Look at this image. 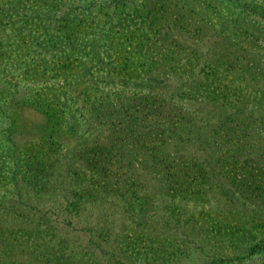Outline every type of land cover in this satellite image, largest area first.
<instances>
[{
  "label": "rangeland",
  "instance_id": "374dc122",
  "mask_svg": "<svg viewBox=\"0 0 264 264\" xmlns=\"http://www.w3.org/2000/svg\"><path fill=\"white\" fill-rule=\"evenodd\" d=\"M133 91L198 114L229 92L247 139L184 156L185 190L137 163L114 184L87 112ZM0 264H264V0H0Z\"/></svg>",
  "mask_w": 264,
  "mask_h": 264
},
{
  "label": "trees",
  "instance_id": "16d2710c",
  "mask_svg": "<svg viewBox=\"0 0 264 264\" xmlns=\"http://www.w3.org/2000/svg\"><path fill=\"white\" fill-rule=\"evenodd\" d=\"M150 19L153 22L155 17L152 15ZM174 23L176 26V22ZM178 27L187 28L185 24ZM195 31L197 29L193 32ZM158 64V61H154V65L140 64L139 71L128 66L130 68H127L124 78H121L123 86L131 85L133 79L141 75V71H145L147 67L155 68ZM248 67H253V64ZM139 82H143V78ZM159 84L154 82V85ZM172 98L171 96L166 100L165 97L148 91L118 94L114 98L106 95L95 96L90 103L88 115L92 116L98 110L104 109L106 123L112 125L117 134L107 152L103 149L100 156L92 160L96 170L103 171L106 177H113V183L117 184L126 178L127 171L133 170V165L137 163L143 169H150L164 176L174 188L185 190L193 181L184 178L187 175L197 176L198 170L194 167L195 164H184V156H219L222 152L228 156L229 149L222 150V147L247 139L248 131L243 132L242 129L241 134L235 132L239 129L240 119L235 118V114L223 107L224 104L234 103V100L238 101L240 98L226 91L214 94L211 103L209 102L216 109L214 114L209 111L206 114H198L197 110L178 105ZM216 102L219 106H216ZM209 103L202 102L204 105ZM242 146L243 143L238 144L237 150L241 151L244 148ZM190 147H195V150H189ZM185 153L189 155H184ZM106 184H111L108 178ZM244 184L246 183L242 182L241 186Z\"/></svg>",
  "mask_w": 264,
  "mask_h": 264
}]
</instances>
